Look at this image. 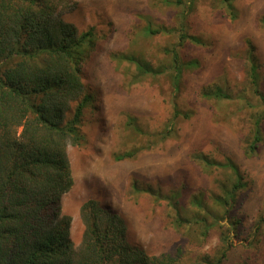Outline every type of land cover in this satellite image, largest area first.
<instances>
[{"label": "rangeland", "instance_id": "1", "mask_svg": "<svg viewBox=\"0 0 264 264\" xmlns=\"http://www.w3.org/2000/svg\"><path fill=\"white\" fill-rule=\"evenodd\" d=\"M177 1L62 3L64 20L79 32L91 31L93 39L80 66L84 91L91 96L80 124L84 141L65 148L73 183L60 200V213L70 218L75 249L85 230L81 207L92 200L118 215L127 242L149 255L181 250L186 263L218 256L224 232L231 247L222 264H264V0ZM181 23L186 35L202 44L186 41L177 48L180 61L195 66L184 69L175 85L169 51ZM146 28L162 33L149 37ZM122 54L166 72L139 76L118 59ZM216 89L229 99L205 96ZM255 114L263 116L262 139L248 155ZM134 150H139L134 157L115 159ZM197 154L218 164L232 161L244 185L229 216L205 239L193 227L176 229L175 213L191 218L192 200L202 197L212 213L208 222L220 218L214 196L236 177L216 167L204 171Z\"/></svg>", "mask_w": 264, "mask_h": 264}, {"label": "trees", "instance_id": "2", "mask_svg": "<svg viewBox=\"0 0 264 264\" xmlns=\"http://www.w3.org/2000/svg\"><path fill=\"white\" fill-rule=\"evenodd\" d=\"M64 1L0 0V264H222L231 247L229 235L224 232L219 239L224 248L218 256L203 255L186 263L181 250L175 255H149L127 242L126 225L118 215L108 213L92 200L81 207L85 230L79 247L74 248L69 239L70 218L61 216L60 200L73 183L65 148L84 141L80 124L91 96L84 91L80 66L93 34L79 32L64 20ZM226 8L232 16L228 1ZM160 32L146 28L144 33L152 37ZM186 41L202 44L186 35L181 23L177 42L169 51L175 85L184 69L195 66L194 62L180 61L177 48ZM118 59L133 65L139 76L166 72L164 67L154 68L131 55L122 54ZM211 93L205 96L229 99L220 89ZM71 105L75 106L67 119ZM261 118L262 114H255L252 137L247 141L248 155L256 151L262 139ZM138 152L117 155L115 159L121 161ZM194 158L204 171L216 167L236 177L214 196L220 218L208 222L212 213L202 197L192 200L191 218L175 213L176 229L193 227L205 239L215 225L221 226L219 219L229 216L236 194L244 185L232 161L218 164L204 154ZM143 191L152 193L150 189ZM238 220L234 218L232 224L237 225Z\"/></svg>", "mask_w": 264, "mask_h": 264}]
</instances>
